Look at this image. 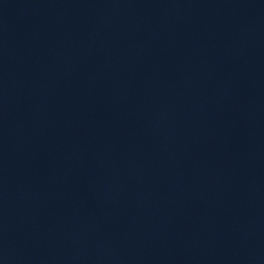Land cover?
Returning <instances> with one entry per match:
<instances>
[{
  "label": "water",
  "instance_id": "95a60500",
  "mask_svg": "<svg viewBox=\"0 0 264 264\" xmlns=\"http://www.w3.org/2000/svg\"><path fill=\"white\" fill-rule=\"evenodd\" d=\"M0 264H264V0H0Z\"/></svg>",
  "mask_w": 264,
  "mask_h": 264
}]
</instances>
